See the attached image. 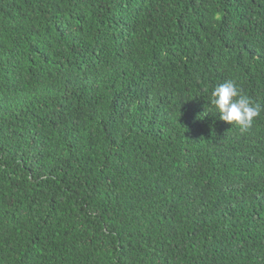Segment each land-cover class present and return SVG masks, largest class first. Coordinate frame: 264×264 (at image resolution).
Listing matches in <instances>:
<instances>
[{"label":"trees","instance_id":"trees-1","mask_svg":"<svg viewBox=\"0 0 264 264\" xmlns=\"http://www.w3.org/2000/svg\"><path fill=\"white\" fill-rule=\"evenodd\" d=\"M264 0H0V264H264Z\"/></svg>","mask_w":264,"mask_h":264},{"label":"clouds","instance_id":"clouds-1","mask_svg":"<svg viewBox=\"0 0 264 264\" xmlns=\"http://www.w3.org/2000/svg\"><path fill=\"white\" fill-rule=\"evenodd\" d=\"M211 104L219 111L223 121L235 122L245 130L251 126L254 118L264 110V105L254 103L243 94L234 81L217 84L211 92Z\"/></svg>","mask_w":264,"mask_h":264}]
</instances>
